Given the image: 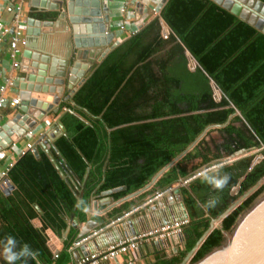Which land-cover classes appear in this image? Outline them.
Returning <instances> with one entry per match:
<instances>
[{"label": "trees", "instance_id": "16d2710c", "mask_svg": "<svg viewBox=\"0 0 264 264\" xmlns=\"http://www.w3.org/2000/svg\"><path fill=\"white\" fill-rule=\"evenodd\" d=\"M160 16L168 27V37L161 35L160 18L149 20L93 68L73 94L74 104L63 103L66 110L59 120L66 132L54 145L77 179L78 190L74 192L66 183L41 148L39 158L27 151L8 170L16 189L6 195L0 189V215L16 220L26 217V225H12L9 229L15 232L7 231L1 241L8 233L17 238L18 246L26 242L36 250V257L27 264H68L78 228L68 229L57 256L47 245V228L60 236L69 218L85 222L87 211L77 207V201H85L88 209L92 196L100 191L124 185L125 189L112 193L119 199L143 187L204 131L138 198L174 185L197 170L212 168L239 148L264 152V33L213 0H167ZM31 17L45 19L46 15L32 13ZM187 52L195 62L194 70L188 67ZM214 89L220 92L219 100ZM212 129L219 137L208 138ZM253 158L251 153L222 164L221 172L229 174L230 180L221 190L200 175L181 185L189 215L182 227L184 246L145 264H178L208 228L210 219L264 175V156L250 167ZM236 186L235 194L231 193ZM263 189L264 184L222 219L191 262L221 243L223 230L232 227ZM212 197L215 206L204 207ZM32 204L42 210L40 227L29 222L37 215ZM132 204V200L124 201L109 216L119 215ZM20 209L27 210V215ZM92 218L103 222L100 216Z\"/></svg>", "mask_w": 264, "mask_h": 264}, {"label": "water", "instance_id": "95a60500", "mask_svg": "<svg viewBox=\"0 0 264 264\" xmlns=\"http://www.w3.org/2000/svg\"><path fill=\"white\" fill-rule=\"evenodd\" d=\"M223 8L227 9L240 19L248 22L250 25L255 27L260 32L264 33V2L262 0H247L246 5L243 3L235 2L234 0H213ZM246 1V0H242ZM30 5L35 7L38 13L46 14V18L28 17L27 28H26V46L21 55V67L19 71V87L21 96V105L16 107V113L13 114L11 119L0 127V133H4L9 137L11 134L10 130L18 124L21 128H30L33 125H25L20 120H29L31 117L36 120H42L43 117L49 112L59 113L61 103L71 101V96L76 90L85 82L87 76L85 75L87 64L83 70L80 69V53L75 49L81 48L86 45H103L105 49L101 51L99 57L96 60V65L100 63L103 58L117 45L121 43L123 39H116L112 42L114 37V31L108 30L112 26V21L109 18L110 9L109 6L111 1L107 4L103 0H30ZM166 0H162V3L157 7V10H161ZM148 0H140L137 2L136 10L140 13H145L148 10ZM153 19L150 16L146 22L139 25V28L143 27L149 20ZM65 24L69 33L66 40V52L64 56H60L53 52V50H46L45 39L46 33L42 28H49L53 31L60 25ZM82 33H87L89 42L83 40ZM80 35V36H79ZM41 38V39H39ZM39 40L42 43L39 44ZM107 40V41H106ZM111 41V43H110ZM188 58L192 59L190 54L187 52ZM63 57V58H62ZM193 60V59H192ZM211 84H213L211 82ZM219 91V90H218ZM35 95L41 96L36 98ZM69 93V94H68ZM45 94H51L50 102L47 98H43ZM216 96V93H214ZM218 98V97H217ZM219 99V98H218ZM236 114H240L238 110ZM144 121V120H141ZM138 123V122H134ZM224 124H216L209 127H220ZM57 125L59 128L55 129L53 133L44 132L38 139V144L46 150L50 160L66 181V183L72 187L74 192L78 190V181L68 169L64 162V159L56 149L54 140L62 134H65L66 129L62 124L61 120L58 119ZM127 125V124H125ZM208 127V128H209ZM113 129V128H112ZM111 129H109L110 131ZM200 134L187 148H185L180 154L175 156L170 162L160 168L154 176L145 184L142 188L133 191L117 200H114L110 195L116 191L125 189V186H118L111 189L102 191L104 196L108 197L109 200L106 202V207L98 211L96 201L93 203V210L98 213L108 212L115 206L120 205L127 199H131L140 192L150 188L159 176L167 170L172 164H174L182 155H184L204 134ZM11 139H14V135L11 134ZM5 142H0V153L7 147L9 138ZM10 141V140H9ZM11 142V141H10ZM9 142V143H10ZM38 145L33 146L32 153L38 158L39 151ZM50 148H52L57 158L53 157ZM248 148H239L220 159V164L230 163L240 157L248 155ZM2 154H0L1 156ZM253 161L250 167L253 166ZM215 165H213L214 167ZM87 168L86 173L88 172ZM86 177V174L85 176ZM264 182V175L254 182L243 194L237 197L222 213L217 217L211 218L208 228L198 238L194 246L186 252L182 260L178 264H184L186 259L189 261L195 251L198 249L200 244L206 238V236L221 223L222 219L230 213L235 207H237L244 199L251 195L257 190ZM13 184L11 189L13 188ZM181 185L175 186L172 190L174 192V200L179 204L183 210V216L178 218L165 219L163 218L160 222H152L150 227L161 226L168 224L173 220L188 219L189 215L187 209L183 203L182 196L180 193ZM237 189V188H235ZM76 190V191H75ZM4 193H9V190H2ZM77 195V194H76ZM78 197V196H77ZM166 201L167 195L163 198ZM150 206V205H149ZM38 211L41 210L36 206ZM150 210L153 211L158 207H161V202L156 200L151 206ZM87 212H92L91 208H88ZM140 218L138 216L127 217L119 223L113 225L109 230L102 232L100 235L94 237L92 241L95 243L96 250H100L113 242H116L124 237L131 236L142 230L148 229L146 227L135 228L134 224ZM70 224L73 227L78 228L76 238H81L84 234L88 233L92 228L96 229L103 225L102 221L88 218L85 222L79 223L77 219L70 220ZM149 227V228H150ZM49 236L52 237L53 233L51 230H47ZM223 240L221 243L213 247L205 255L195 262L189 264H264V193L255 200V202L248 207L246 210L241 212L236 218L234 224L229 230H223ZM180 240L183 241V234H179ZM98 238L104 240L102 245L97 243ZM163 241L167 242V238ZM163 241H157L159 247ZM49 247L52 249L53 245L49 241ZM87 243H84L71 251L74 253L79 252L83 255H87L89 252L86 251ZM174 252L177 249H173ZM160 255V254H159ZM164 255V254H163ZM161 255V256H163Z\"/></svg>", "mask_w": 264, "mask_h": 264}, {"label": "built area", "instance_id": "2783aa9c", "mask_svg": "<svg viewBox=\"0 0 264 264\" xmlns=\"http://www.w3.org/2000/svg\"><path fill=\"white\" fill-rule=\"evenodd\" d=\"M27 1L29 2L30 0H7L6 4L3 5L0 11V112L6 105H10L15 108L21 105L19 87V71L21 67V60L18 59V56L22 55V52L26 46V28L28 18L23 16V8ZM108 1L109 0H103L105 4H107ZM110 1L111 4L109 6V14H111L112 12L113 5L116 6L117 12L121 17L116 25L119 28L120 32H125L127 36H130L131 34L137 32L138 29H140L139 25L146 22V20L150 16H153V18L158 17L161 19V10H157V7L162 3V0H148V10L147 12H145V14H148V17L146 18L139 17V15L143 13L139 14L136 10L137 2H140V0ZM3 13L10 14L11 18L7 20L3 16ZM132 15L134 16V19L131 18ZM161 21V35L166 38L168 37L169 30L162 19ZM2 45H5L8 59L4 58L1 55V52L4 48V46ZM188 67L190 70L195 69L194 60L189 59ZM65 110L66 108L64 107L61 113ZM43 133L44 132H42L37 137V139ZM33 135L34 130L32 129V127L27 128V140L24 149L21 150L22 154L27 151H31L33 146L39 145L37 139L34 141ZM260 156L261 158L263 157V155ZM11 166L12 164L10 165V167ZM8 170L9 168L0 172V188L1 190L10 189L11 191L12 182L10 181V178H8ZM201 172V169L197 170L191 176L183 178L177 184L158 189L150 194H147L143 202L136 204L129 209L123 210L119 215L109 219L107 222H103V225L101 227L96 229L92 228L88 233L81 236V238H76L72 242L70 250L84 243L91 242L94 237L100 235L106 230H109L113 225L119 223L123 219L136 214L142 207L146 205H152L156 200L162 199L165 195L170 193L175 188V186L187 183L190 179L198 176ZM89 208H91L92 214L97 213L96 210H93V203ZM187 222L188 219L173 220L168 224L150 227L148 229L142 230L131 236H127L123 239L113 242L112 244L100 250L89 252L87 255L82 254L81 258L77 261V264H136V260H134L135 258L132 255V252L141 243L149 240H159L162 238L164 239L174 234H179L182 231L183 225H185ZM57 238L58 237H55L54 234L52 235V237L49 236L48 238V242L50 241L53 245V248L50 249L54 256H57V253L61 248V243H59ZM124 256V261L121 262V258Z\"/></svg>", "mask_w": 264, "mask_h": 264}, {"label": "crops", "instance_id": "0c3cea01", "mask_svg": "<svg viewBox=\"0 0 264 264\" xmlns=\"http://www.w3.org/2000/svg\"><path fill=\"white\" fill-rule=\"evenodd\" d=\"M6 2H7V0H0V11H1L3 5L6 4ZM32 13L36 14L38 12H37L36 8L31 6L30 2L27 1L25 3V5H24V8H23V16L28 18V17L31 16ZM3 16L7 20L11 18L10 14H7V13H3ZM147 16H148V14H145V13L139 15V17H141V18H146ZM109 18L112 21V26L110 28H108V30L114 31V37L112 39V42L114 40H116V39H124L125 37H127L126 33L125 32L124 33L120 32L119 28L116 25L118 23V21L121 19V17H120V15L117 12L116 6H114V5H113V8H112L111 14H109ZM131 18L134 19V16L132 15ZM42 29L45 32H47L46 33V37L47 38L45 39V43H46V46H47V47H45L46 50H48V51L49 50H51V51L53 50L54 53H56V54H58L60 56H64L65 52H66V49H67L66 40H67V38L69 36V33H68L66 25L62 24V25H60V27L55 28L53 31H51V29H49V28H42ZM86 34L87 33H82V37L81 38H85L83 40L85 42H86V40H87V42H89L91 39L88 40L89 37ZM39 39H41V38H39ZM41 43H42V40H39V44H41ZM110 43H111V41H110ZM2 46H4V48H3L2 52H1V55L4 58L8 59L7 58V52H6V49H5V45H2ZM104 49H105V46L103 47V45H90L88 43L86 45H84V46H81V48H79L78 50L75 49L78 53H80L79 54L80 55V59H82L81 62H83L84 64L88 65V68L86 69V72H85L84 76L88 77L89 74L92 72L93 68H95L96 60L99 57L101 51H103ZM18 59L21 60V56L20 55L18 56ZM33 96L36 97V98L39 97V98L42 99L41 96L37 97L35 95V93H33ZM45 97L47 98V101L50 102L51 94H45V96L43 98H45ZM71 97H73V95ZM68 102L71 103V104H74L73 103V98H71V101H68ZM63 105H64L63 103L60 104L59 113L49 112L48 114H46L43 117L42 120L34 121L33 117H31V119L26 120V121L25 120L24 121L20 120L21 123H23L25 125H31V123L33 122V125L30 126V128L32 127V129L34 130V135H33L34 141L37 139V137L42 132L53 133L55 129L57 130V128H59L58 125H57V121L59 119V116L61 115V111L64 109V107H62ZM15 113H16V108L12 107L10 105H6L4 108H2V110L0 112V125H2L4 123H6L7 121H9L11 119V117L13 116V114H15ZM15 126L16 127L12 128L10 130L11 134L14 135V139H11V134H9V137H8L4 133H0V142L7 141L6 140L7 138H9V140L11 141L10 142L8 140L7 147L5 149H3L2 153H0V154H2L0 156V172L2 170H6L8 168L10 169V165L11 164L13 165L19 159V157L21 155H23L21 153V150L24 149L25 143H26V140H27V128L23 129L18 124H16ZM37 148H38V151H39V148H41L42 150H44L46 152V150L43 149L42 146H40V145H38ZM52 151L55 152L52 148H50V152H51V154L53 156ZM46 154H47V152H46ZM39 157H40V153H39ZM55 158H57V157H55ZM12 184L14 186H13V188L11 189V191L9 193L14 192V190L16 189V185L13 182H12ZM146 190L140 192L136 196L132 197L131 199H127L125 201L132 200L133 203L137 204L139 202V200L141 199V198H138V196L141 193L145 192ZM2 193L4 195L9 194V193H4L3 191H2ZM174 195H175L174 192L171 191L170 193L167 194L166 201H163V199H160L159 201L161 202V207H158L157 209H155L153 211L150 210V208H151L150 206L151 205L148 206V207H145V209H146L145 213L144 214L140 213V215L138 216L140 218H136L137 220L135 221L134 227L137 228V229L141 228V227L149 228L152 225V222H154V223L155 222H160L163 218L169 220V219H173V218H178V216H180V217L183 216V210L180 209V207L178 206V203L172 197ZM110 196L112 197V194ZM110 196H104L102 194V191H100L99 193H96V194H94V196H92L90 205L95 200L97 208H98V211H101L107 206L106 202L109 200L108 197H110ZM114 200H117V199H114ZM36 206H38V205L37 204H32L31 205V207H33L36 210V214L37 215L32 216V218L29 220V222H31V224H33L34 227H40L41 226V221L39 219V216L42 214V210L40 209L41 210V213H40ZM116 207L117 206H115L114 208H116ZM112 209H110L108 212H105V214L104 213H98V212H97L98 214L97 213L92 214L90 212H87V216H88V218H92L93 215H97V216H100V218H103V222H107L110 218H112V217L109 216V214H110ZM0 210H2L1 207H0ZM20 213H22L23 215H27L26 213H28V212L25 209H22V210L20 209ZM18 219H20V221ZM18 219L16 220V219L9 218V217L5 218L4 215H0V241H1L2 236L7 231L8 232L11 231V233L15 232V230L9 229L12 225H15V226L16 225H22V226L25 227V225H26V223H25L26 217L18 218ZM71 219L73 221L76 218H69L68 219V224L69 225H68V227L65 229V231L60 236H57V235H55L52 232L55 235V237L56 236L58 237L57 239H58L59 243L62 244V245L60 244V246H61L60 250L62 249V247L64 245L63 243H64L65 236L67 235L68 229L70 227H73L70 224V220ZM99 221H101V220H99ZM48 229L49 228H47L45 230L46 235H47V245H48V238H49V235L47 233ZM49 230H51V229H49ZM7 235H8V233H7ZM166 238H167L168 244H167V242L163 241ZM166 238H164V239L162 238V239H159V240H149V241L143 242L136 249H134V251L132 252V255L135 258L134 260H136V264H145L147 262L154 261L155 257L158 256L159 254H164V256H169L170 255L169 252L175 253L173 251L174 248L177 249V251L183 248V246H184V237H183V241L180 240L178 234H174V235H172L170 237H166ZM157 241H163V243L160 245V247L157 244H155ZM97 243L99 245H102L104 243V240H102L101 238H98ZM48 247H49V245H48ZM95 248H96L95 243L93 241H91V242L87 243V246H86L85 249H86L87 252H93L95 250ZM71 256H72L71 257V261L68 264H77V261L81 258L82 254L79 253V252H76V253L73 254V252L71 251ZM124 258H125V256L121 258V262L124 261ZM0 264H4V262L2 260H0Z\"/></svg>", "mask_w": 264, "mask_h": 264}, {"label": "clouds", "instance_id": "9594fccd", "mask_svg": "<svg viewBox=\"0 0 264 264\" xmlns=\"http://www.w3.org/2000/svg\"><path fill=\"white\" fill-rule=\"evenodd\" d=\"M222 167V164H216L214 167L201 172L199 175L214 189L221 190L230 180L229 174L221 172ZM216 202V198L212 197L205 202L204 207H214ZM84 205L85 201H77L76 206L82 207L84 211H87L88 209ZM36 255V250L32 249L28 243L25 242L18 246L17 238L13 235H5L3 240L0 241V260L4 264H17V261H22V264H27L28 259H34Z\"/></svg>", "mask_w": 264, "mask_h": 264}, {"label": "rangeland", "instance_id": "374dc122", "mask_svg": "<svg viewBox=\"0 0 264 264\" xmlns=\"http://www.w3.org/2000/svg\"><path fill=\"white\" fill-rule=\"evenodd\" d=\"M148 17V16H147ZM218 89H214V93H216V96H215V94H214V97H215V99L216 100H219L218 98H220V92L219 91H217ZM218 97V98H217ZM212 138V137H219V133H218V131L216 130V129H212L211 131H210V136H208V138ZM248 153L249 154H254V158L252 159V160H254V161H258V160H260L261 159V156L260 155H263L264 156V152L263 153H261V150H256V149H251V150H249L248 151ZM260 158H259V157ZM211 167H213V165H211ZM177 184V183H176ZM262 184H264V182L262 183ZM235 188H237V186L236 187H234L232 190H231V192L233 193V194H235ZM264 193V189L257 195V197L252 201V203H251V205L255 202V200L256 199H258L262 194ZM145 197H146V195H145ZM145 197H143V198H141L140 200H139V202L138 203H141V202H143L144 201V199H145ZM137 203V204H138ZM134 205H136L135 203H133L132 204V206H134ZM250 205V206H251ZM131 206V207H132ZM249 206V207H250ZM130 207V208H131ZM145 207H148V205H146V206H144V207H142L138 212H137V214H134V215H132L131 217H134V216H139L140 215V213H142V214H144L145 213ZM248 208V207H247ZM247 208H245L244 210H246ZM129 209V208H128ZM243 210V211H244ZM242 211V212H243ZM219 224H217V226H218ZM170 253V255L172 254V252H169ZM160 255H163V254H160ZM169 255V256H170ZM164 256V255H163ZM189 263H191V260L187 263V264H189Z\"/></svg>", "mask_w": 264, "mask_h": 264}, {"label": "bare ground", "instance_id": "6f19581e", "mask_svg": "<svg viewBox=\"0 0 264 264\" xmlns=\"http://www.w3.org/2000/svg\"><path fill=\"white\" fill-rule=\"evenodd\" d=\"M235 2H239V3H243L244 5H246V2H247V0L246 1H242V0H234ZM104 47V46H103ZM99 49V48H98ZM95 51V50H94ZM93 55V54H92ZM84 67H85V65H84V63L83 62H81L80 61V69L79 70H83L84 69ZM178 206H179V204H178ZM180 207V206H179ZM180 209H181V207H180ZM178 210V209H177ZM171 211V210H170ZM173 213V212H172ZM189 262V258H187L186 259V261H185V263L184 264H187Z\"/></svg>", "mask_w": 264, "mask_h": 264}]
</instances>
